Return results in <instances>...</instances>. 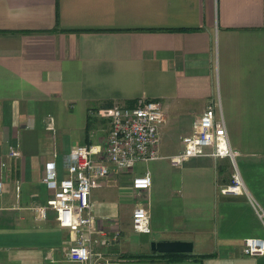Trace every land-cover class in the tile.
I'll use <instances>...</instances> for the list:
<instances>
[{"label": "crops", "instance_id": "obj_1", "mask_svg": "<svg viewBox=\"0 0 264 264\" xmlns=\"http://www.w3.org/2000/svg\"><path fill=\"white\" fill-rule=\"evenodd\" d=\"M141 96L166 110L162 158L129 171L110 165L91 189L95 220L107 228L94 236L97 248L120 264H148L128 255L150 248L139 252L126 236L134 210L145 207L153 241H191V253L209 254L168 264H264V254L241 251L244 238L264 237L251 202L264 208V0H0V264H72L68 230L53 211L38 220L32 210L51 196L45 163L54 161L63 177L78 145L104 146L103 110ZM212 101L247 194L220 192L231 181L227 157L202 155L180 166L166 157L181 150V137ZM164 138L177 147L164 148ZM10 146L20 155L7 158ZM145 169L151 187L138 198L131 183ZM153 194L168 195L160 219ZM209 237L217 249L196 251Z\"/></svg>", "mask_w": 264, "mask_h": 264}, {"label": "built area", "instance_id": "obj_2", "mask_svg": "<svg viewBox=\"0 0 264 264\" xmlns=\"http://www.w3.org/2000/svg\"><path fill=\"white\" fill-rule=\"evenodd\" d=\"M103 113L110 124L104 146L78 145L68 154L63 177L58 175L55 162L47 161L42 182L51 191V196L44 203L32 206L38 220L47 218L48 212L53 211L58 226L68 230L70 244L65 250V259L72 264H120V257L105 254L97 248L99 240L94 236L104 235L107 228L95 220L91 189L109 173L110 165L115 171H129L138 163L147 164L162 158L159 129L167 115L161 100L141 96L131 104L115 103ZM46 126L54 130L52 116L46 117ZM181 144L180 151L166 156L173 165L180 166L188 159L202 155L227 157L231 160L233 171L231 181L220 188V192L248 193L235 161L238 152L229 144L219 101L207 104L195 118L191 132L181 137ZM207 148L210 150L207 151ZM19 155V150L10 146L6 157L11 159ZM2 165L6 166V161ZM151 181L147 169L135 175L131 183L135 196L139 198L148 193ZM251 202L264 227V208L254 199ZM132 228L138 233L150 232L148 209L138 207L134 210ZM112 231L114 238L119 235L118 227ZM241 251L247 256L263 255L264 237L244 238Z\"/></svg>", "mask_w": 264, "mask_h": 264}, {"label": "rangeland", "instance_id": "obj_3", "mask_svg": "<svg viewBox=\"0 0 264 264\" xmlns=\"http://www.w3.org/2000/svg\"><path fill=\"white\" fill-rule=\"evenodd\" d=\"M176 127L179 128V125ZM163 141H165L164 144L166 146L164 148H167V150H173L175 147H177V143L173 139L164 138ZM161 143H163V142H161ZM140 164L145 165V163H138V164H136L135 167H137ZM172 172H175V169H172ZM167 197H168V195L163 194L160 196V199H159V196H157V198H155V195L154 194L152 195L151 202H152V205L154 206V213L158 214L159 219L161 218L162 214L164 215V212H167L168 203H169L167 200ZM153 220H154V216H153ZM126 236L128 237V239L130 241H132V247H134V245H135V246L139 247V249L137 251L144 252L146 250L148 251V248H150V243H151V241H153L152 237H156L157 233L143 234V233L135 232L133 230V231H130L128 234H126ZM145 237L148 238L147 239L148 240L147 249L144 247H140L142 245H139V241ZM214 240L215 239L213 237H209L208 239L205 240V242L201 245V247H197V248H195V250L196 251H200V250L201 251H210V250L217 249V245H216V243H214ZM118 257H120V256H118ZM143 260L147 261L148 264H168L166 259L161 258V257H157V256L154 257L152 260H147V259L146 260L143 259ZM122 263H124V261Z\"/></svg>", "mask_w": 264, "mask_h": 264}, {"label": "water", "instance_id": "obj_4", "mask_svg": "<svg viewBox=\"0 0 264 264\" xmlns=\"http://www.w3.org/2000/svg\"><path fill=\"white\" fill-rule=\"evenodd\" d=\"M150 250L155 253H191L193 245L186 240H157L151 241Z\"/></svg>", "mask_w": 264, "mask_h": 264}, {"label": "trees", "instance_id": "obj_5", "mask_svg": "<svg viewBox=\"0 0 264 264\" xmlns=\"http://www.w3.org/2000/svg\"><path fill=\"white\" fill-rule=\"evenodd\" d=\"M135 99H132L130 101H128L126 104H131ZM209 254H201V255H197V254H193V253H155V252H151L149 254H131L128 255L129 257H136V258H143V259H147V260H152L154 257H161L166 259V261L168 262H173V261H180L183 259H187V258H200L203 256H206Z\"/></svg>", "mask_w": 264, "mask_h": 264}]
</instances>
